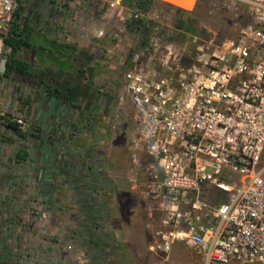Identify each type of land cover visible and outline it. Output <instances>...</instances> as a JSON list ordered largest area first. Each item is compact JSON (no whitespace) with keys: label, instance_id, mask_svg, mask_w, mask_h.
<instances>
[{"label":"rangeland","instance_id":"obj_1","mask_svg":"<svg viewBox=\"0 0 264 264\" xmlns=\"http://www.w3.org/2000/svg\"><path fill=\"white\" fill-rule=\"evenodd\" d=\"M55 1L20 5L35 31L32 50L18 56L28 59L35 74L6 76L0 92L3 115L24 121L18 131L0 125V264H117L123 253L124 264H204L202 253L184 243L168 255L154 246L158 223L147 227L143 188H131L130 178L144 175L127 148L129 119L114 118L113 95L136 44L127 22L130 7L121 2L111 14L108 0H70L59 12ZM164 1L170 2H153L147 10L174 27ZM170 3L188 10L183 6L193 0ZM218 12L221 23L210 17L198 24L200 38L233 37L249 21L241 6ZM54 87L60 93L51 92ZM58 102L71 104L68 125L86 133L72 138L64 130L62 145L73 149L61 154L46 135L53 123L47 108ZM146 160L142 155L143 166ZM99 239L105 247L94 242Z\"/></svg>","mask_w":264,"mask_h":264},{"label":"built area","instance_id":"obj_2","mask_svg":"<svg viewBox=\"0 0 264 264\" xmlns=\"http://www.w3.org/2000/svg\"><path fill=\"white\" fill-rule=\"evenodd\" d=\"M222 1L232 11L241 6L249 21L220 40L196 34L183 40L147 8L128 9L136 44L113 93L114 118L129 119L127 148L144 175L130 181L133 189L143 188L147 227L158 223L156 248L168 255L179 241L197 248L204 264H264V0ZM23 2L0 0V92L10 52L4 36ZM108 2L111 14L123 7L121 0ZM69 3L57 0L54 8L65 12ZM56 104L57 128L46 135L61 154L73 149L62 145L64 130L69 136L86 133L68 125L71 104ZM14 121L24 125L21 117ZM140 154L147 159L144 166ZM207 184L228 193V200L206 203ZM189 193L194 200L182 209ZM205 208L215 217L209 225L201 223Z\"/></svg>","mask_w":264,"mask_h":264},{"label":"trees","instance_id":"obj_3","mask_svg":"<svg viewBox=\"0 0 264 264\" xmlns=\"http://www.w3.org/2000/svg\"><path fill=\"white\" fill-rule=\"evenodd\" d=\"M157 1L161 0H121V2L128 7L139 5L142 8H147L153 2ZM222 2V0H196V5L191 11L183 9L170 2L164 1V4L168 5L169 7L168 11L172 17L171 24L180 31L181 39H184L187 34L200 35L198 31V24L203 19L214 17L216 22L221 23L223 18L220 17L218 11L229 10L222 6ZM34 31L35 28L31 25V19L28 17V15L24 14L21 7H19L14 14V19L10 28L4 36V42L10 48V52L6 60L5 76L9 77L11 74H19L22 78L27 79L28 77L35 74L31 69V63L28 61V59L18 56V53L23 50H32ZM40 48H42V46H40ZM46 74L52 75V71L48 70ZM53 91L60 93V90L57 87H54L51 92ZM63 96V98H66L65 95ZM0 116L4 126L18 131L17 123L14 120L10 119L8 115ZM17 154L20 158L26 156L24 151H18ZM96 241L97 245L105 247L100 243V239L95 240L94 242ZM126 258H128V255H125L124 253L121 254V257H119L117 260V264H124Z\"/></svg>","mask_w":264,"mask_h":264},{"label":"crops","instance_id":"obj_4","mask_svg":"<svg viewBox=\"0 0 264 264\" xmlns=\"http://www.w3.org/2000/svg\"><path fill=\"white\" fill-rule=\"evenodd\" d=\"M171 2V1H170ZM173 3V2H172ZM193 3H194V0H193ZM176 4V3H174ZM72 3L70 2L68 6H71ZM182 6V5H181ZM186 8V6H183ZM53 37V36H52ZM57 109V104L54 103V104H50L47 108L48 110V116H49V120L52 122L53 121V118L56 116V115H53V113L55 112V110ZM56 113V112H55ZM57 128V125H54L52 124L51 127H50V133H54V131L56 130ZM64 133H62V136L61 138L63 137ZM67 135V134H66ZM71 137V136H70ZM69 138V137H68ZM72 138H75V136H72ZM143 154H140V157H142ZM132 188V187H131ZM202 199L210 204V205H215V204H219V203H222V202H226L228 200V193L226 192H223L222 190L214 187L213 185L211 184H207L205 187H204V190H203V193H202ZM194 200V194L193 193H189L187 195V198L186 200L182 203L181 207L182 209H189L190 206H191V202H193ZM201 223L203 225H209L210 223L214 222L215 220V217L213 215V212L210 211L209 209L205 208L201 213ZM179 242V241H177ZM174 243V249L175 251L177 252L179 248H177L176 246V243ZM181 244H183L181 242ZM176 246V247H175ZM180 251L182 249V245L180 246Z\"/></svg>","mask_w":264,"mask_h":264}]
</instances>
